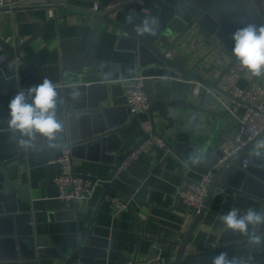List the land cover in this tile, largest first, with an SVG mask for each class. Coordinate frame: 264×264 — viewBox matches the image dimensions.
Listing matches in <instances>:
<instances>
[{
    "label": "crops",
    "instance_id": "obj_1",
    "mask_svg": "<svg viewBox=\"0 0 264 264\" xmlns=\"http://www.w3.org/2000/svg\"><path fill=\"white\" fill-rule=\"evenodd\" d=\"M62 1L82 9H91L98 5L100 9L107 11L116 4L131 0ZM5 2L15 3L16 7L10 15L0 11V38L13 46L28 41L41 31L44 23L51 19H54V22L23 49L20 53L23 59L20 65H16L15 59L0 68V164H6L4 169L0 170V205L5 217H8L7 220H0V264H63L62 258H37L33 261H14L8 258L12 250L6 241L11 236H6L5 232H9L10 228L16 230L17 226L27 227L26 217L31 220L34 236L51 242L52 246L66 257L80 245L89 246L88 237H91L95 247L92 248L91 256L84 260L91 264H127L130 259L147 261L150 264H159L170 259L174 263L178 245L184 241L198 216L179 192L184 188L186 181L200 182L203 178L202 174L185 165L178 154L167 147L153 145L126 169L116 173L112 186L128 199L129 207H117L111 199L120 196L113 191H108L101 202L106 190L98 183L94 185L95 195L90 200L75 204L59 200L58 191L53 184V178L61 169L59 164L51 161L59 157L62 150L53 153L48 159L36 153L14 161L20 150L18 143L12 139L13 134L7 131L10 93L38 85L44 78L58 84L67 71L66 67H75L77 61L82 58L90 63L84 65L88 77L92 78L97 74H114L119 77L117 80L99 83L100 88L94 93L96 101H101L102 106L108 108H116L119 102H125L123 106L129 112L122 81L141 74L136 54L128 50L129 43L120 40V33L116 29L107 27L104 31L96 26L93 17L64 14L47 1ZM153 2L154 0H136L129 3L123 9L124 14L115 16L116 20L140 31L144 20L156 18L157 34H145L148 38L155 39L165 31L173 18V9L167 8L161 15L159 10L155 9L148 18ZM51 11L53 18L50 16ZM178 48H183L181 52L192 58V64H189L188 68L194 66L195 73L212 81H215L231 62L221 51V43L215 39L208 42L191 34L181 41ZM174 51L176 48L172 53ZM1 52L6 58V51L1 49ZM241 84L245 85L244 82ZM191 87L192 91L195 84L192 83ZM223 100L228 105L232 104L226 97ZM214 102L213 107L205 106L204 109L224 111L216 99ZM129 114L131 115L130 112ZM193 118L194 112L188 110L172 112L168 121H158L167 125L159 133L167 136L170 143H174L177 129H181L183 131L178 133V143H186L194 125ZM205 118L204 116L202 119ZM227 121L233 122V119L229 116ZM149 127L151 126L147 113L136 115L129 126L119 132L118 139L111 141V149L105 151V155L111 159L107 162L102 161V151L99 148L79 150L77 156L72 159L75 174L95 177L99 182L107 181L120 155L127 153L142 140ZM233 134V129L227 131V139H231ZM218 137L219 135L214 142ZM224 142L225 140L220 143V150ZM42 148L43 140H38L37 150H28L27 153H35ZM188 157L189 152L186 158ZM87 183L91 184L89 181ZM235 200L227 194L213 197L189 241L185 259L199 256L195 264H212V257L227 253L230 259L236 257L240 261L243 260L247 248L234 246L241 243L239 237L246 236L224 230L219 217L232 208L238 209L241 214L249 208L261 212V205L254 201H249L243 208L227 204L234 203ZM16 217H20L19 221ZM187 218H190L188 224ZM85 235L87 236L83 241ZM259 236L264 239V234ZM84 261L83 256L79 254L77 263L84 264ZM248 261L252 264H264V244L251 248Z\"/></svg>",
    "mask_w": 264,
    "mask_h": 264
},
{
    "label": "water",
    "instance_id": "obj_2",
    "mask_svg": "<svg viewBox=\"0 0 264 264\" xmlns=\"http://www.w3.org/2000/svg\"><path fill=\"white\" fill-rule=\"evenodd\" d=\"M38 1H47L64 14L89 15L95 19L94 24L104 31L107 27L116 29L120 33V40L129 43L128 50L136 54L141 68L140 75L145 78L143 89L149 106L144 112L149 117L152 129L151 135L162 138L166 147L173 153L178 154L184 164L193 171L203 176L212 172L203 206L184 241L178 245L179 250L174 263L170 259H166L159 264H195L197 262L199 256L185 259L184 255L191 237L203 219L206 208L216 195L227 194L233 196L236 199L234 203L228 202L227 204L237 208H243L249 201H254L261 205V212H264V158H257L253 155L254 151L257 150V143L264 138V131L241 152L219 164L223 158L220 143L227 140L226 132L232 129L234 134L231 139L234 140L239 127L237 124L227 121L229 111L204 109L205 106H214L215 98L212 93L202 91L197 98L191 95V85L196 82L201 83L213 92H220L218 84L229 69L237 63L232 56L233 33L247 24L264 25V13L257 0H154L148 18L152 16L155 9L159 10L160 15L167 8L173 9V18L165 31L155 39H150L145 34L142 35L140 31L123 25L116 20L115 16L124 14L123 9L126 5L136 0L119 3L107 11L102 9L93 11L92 8L82 9L73 6L71 3L65 4L62 0ZM158 3L160 6H158ZM53 22L54 19H51L49 22L44 23L41 31L21 45L13 46L0 38V47L7 53V57L0 68L15 59H17L16 65H20L23 60L20 53L23 49L36 40L40 33ZM191 34L202 37L208 42L213 39L219 41L221 51L231 59V62L215 81L195 73L194 66L188 68L187 66L192 64V58L188 54L178 51L172 53L173 49L179 47L181 41ZM89 64L82 58L77 61L75 67L70 69L66 67L67 71L64 73L63 79L57 84L60 95L57 114L62 132L57 135L56 143L60 147L48 149L46 147L47 141L43 140L42 149L35 153H27L18 144L20 151L14 161L36 153H40L48 159L50 155L63 149H69L73 159L77 156L79 150L92 148L101 149L102 161L111 160L105 155V151L111 149L109 148L111 141L117 140L119 132L125 130L139 113L130 115L127 108L123 106L125 102H119L116 108H108L102 106L101 101H96L94 93L100 88L99 83L117 80L119 77L117 78L114 74L108 76L97 74L95 77H88L84 65ZM89 84L91 85L89 86ZM73 88L79 89L80 92L79 98L75 100L71 99L69 95ZM220 93L232 102H239L238 99L228 93ZM15 94V91L10 93L8 99H12ZM233 106L232 103L230 108H233ZM180 110L194 112V125L189 134L190 139L186 143H178V133L183 130L177 129L176 139L174 143H170L167 136L159 133L167 125L158 121L164 119L168 121L172 112ZM66 113H72L73 115L68 116ZM204 116L206 118L202 119ZM218 135V140L214 142ZM147 138L146 135L127 153L120 155L119 161L107 181L99 182L95 177L80 176L86 182H91L93 186L98 183L104 187L106 192L102 195L101 202L104 201L108 191H113L120 196L117 199L123 205L129 207L128 199L113 188L112 181L127 157L139 148ZM242 139L246 140V136H243ZM261 151H264V149H261ZM188 152L189 157L195 152H205V162L200 165L186 164L185 162L189 159V157L186 158ZM5 165V163L0 164V170H3ZM188 183L195 184L196 182L188 180ZM111 201L115 204L113 198ZM2 219L7 220L8 217H5L0 205V220ZM16 219L19 221L20 217H16ZM30 221L29 217H26L27 227L17 226L16 230L10 228L9 232H5L6 236H11L6 241L12 250L11 255L8 257L10 260L33 261L37 258H62L63 264H76L79 254L83 256V261L91 256L92 248L95 247V242L91 237H88L89 246L80 245L69 257H66L59 249L54 248L51 242L36 238ZM255 231L257 235L264 234V226L258 227ZM86 236L83 237V241ZM239 240H241V243L235 245L234 248H247L243 261L249 262L250 250L257 245H250L247 237H239ZM261 244H264V239H261L258 245ZM210 247L215 249L213 246ZM84 264L91 263L84 261Z\"/></svg>",
    "mask_w": 264,
    "mask_h": 264
},
{
    "label": "built area",
    "instance_id": "obj_3",
    "mask_svg": "<svg viewBox=\"0 0 264 264\" xmlns=\"http://www.w3.org/2000/svg\"><path fill=\"white\" fill-rule=\"evenodd\" d=\"M15 7V3L7 4L5 0H0V11H3L6 15H10ZM92 10L99 11L100 8L98 5H94ZM50 16L51 18L54 17L52 11L50 12ZM182 49L177 47L174 52H181ZM4 61L5 56L2 54L0 47V65ZM263 79L264 77H253L251 74H246L245 70L238 63L230 68L221 79L218 88L220 92L228 93L239 100V102H232L234 105L233 108H230V105L223 100L224 96L220 92H213L201 83H194L195 87L191 91L193 97L197 98L202 91L212 93L219 105L224 110L229 111V116L233 119V123L239 127L236 138L234 140L227 139L223 143L221 148L223 158L219 164L241 152L264 131ZM144 81L145 78L141 75L122 81L124 85V96L131 114L141 113L148 109V99L143 89ZM243 82L245 83L244 86L241 84ZM151 131L152 129L149 127L146 133L148 136L147 140L127 157L119 170L126 169L141 153H145L153 145L162 148L166 147L162 138L151 135ZM243 136H246V140L242 139ZM51 162L59 164L61 169L60 173L53 178V184L58 191L59 200L78 204L90 200L95 195V186L88 184L83 178L75 174L69 149H63L61 155ZM211 175L212 172L203 176L201 181L195 184L186 181L184 188L179 192V195L184 199L190 209H193L196 215L199 214L203 206L204 199L207 195V186L211 181ZM114 202L119 208L126 206L118 199H114ZM189 220L190 218L186 219V224L189 223ZM241 262L242 264H252L250 262H244L243 260ZM127 264L150 263L130 259Z\"/></svg>",
    "mask_w": 264,
    "mask_h": 264
},
{
    "label": "clouds",
    "instance_id": "obj_4",
    "mask_svg": "<svg viewBox=\"0 0 264 264\" xmlns=\"http://www.w3.org/2000/svg\"><path fill=\"white\" fill-rule=\"evenodd\" d=\"M157 27L156 18L146 19L142 22L140 32L142 35L155 36ZM232 39L234 41L232 56L246 74H251L253 77L264 76V25L247 24L238 28L233 33ZM58 88L57 84L44 78L38 85L26 90L20 89L10 100L7 131L13 134L12 139L23 150H37L38 140L47 141L48 149L60 147L56 143L57 135L62 132L57 114V105L60 100ZM69 95L73 100L79 98V89L73 88ZM256 149L253 155L264 158V151H261L264 149V141L258 142ZM205 152L192 153L185 163L191 165L204 163ZM219 219L224 230L246 236L250 245L260 244L261 238L255 229L264 226V212L249 208L241 214L238 209L232 208L227 213L220 214ZM212 264H242V262L236 257L230 259L227 253H219L212 257Z\"/></svg>",
    "mask_w": 264,
    "mask_h": 264
},
{
    "label": "rangeland",
    "instance_id": "obj_5",
    "mask_svg": "<svg viewBox=\"0 0 264 264\" xmlns=\"http://www.w3.org/2000/svg\"><path fill=\"white\" fill-rule=\"evenodd\" d=\"M257 2L259 3V6L264 13V0H257Z\"/></svg>",
    "mask_w": 264,
    "mask_h": 264
}]
</instances>
